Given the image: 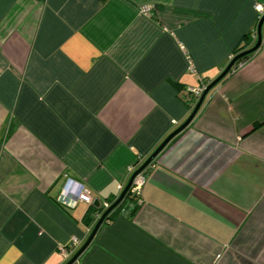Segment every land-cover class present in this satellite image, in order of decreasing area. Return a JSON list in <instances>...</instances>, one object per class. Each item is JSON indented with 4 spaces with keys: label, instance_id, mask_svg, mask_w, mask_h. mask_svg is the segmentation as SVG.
<instances>
[{
    "label": "crops",
    "instance_id": "1",
    "mask_svg": "<svg viewBox=\"0 0 264 264\" xmlns=\"http://www.w3.org/2000/svg\"><path fill=\"white\" fill-rule=\"evenodd\" d=\"M258 4L0 0V264L69 261L104 201L188 118L189 88L255 45ZM262 33L75 264H264ZM68 178L100 209L71 206Z\"/></svg>",
    "mask_w": 264,
    "mask_h": 264
},
{
    "label": "water",
    "instance_id": "2",
    "mask_svg": "<svg viewBox=\"0 0 264 264\" xmlns=\"http://www.w3.org/2000/svg\"><path fill=\"white\" fill-rule=\"evenodd\" d=\"M263 26H264V14L261 16L259 23H258V28H257L258 39H257L255 45L237 53L230 60L228 65L225 67V69L203 89L202 93L200 94V96L196 100L194 108H193L192 112L190 113V115L188 116V118L177 129H175L173 132H171L164 139V141L153 151V153L140 165V167L137 168L132 173L127 185L125 186V188L123 189V191L121 192L119 197L102 213V215L100 216L98 222L94 226L92 232L90 233V235L87 238V240L85 241V243L76 251V253L65 264H75V262L78 260L79 256L83 253V251L89 246V244L93 240V238H94L96 232L98 231L99 227L101 226V224L104 221H106V219L108 218L111 211H113V209H115L122 202V200L126 197V195L128 194V192L131 189V186L133 184V181H134V178L136 177V175L143 172L147 168V166H149L154 161V159L161 152V150L168 144V142L175 135H177L179 132H181L183 129H185L192 122V120L195 118L198 111L200 110V108H201L207 94L210 92V90L213 89L219 82H221L229 74V72L233 69L234 65L239 60H241L242 58H244V57H246L252 53H254L255 51H257L260 48V46L263 42V33H262ZM93 204L95 206L100 207L99 198H95L93 201Z\"/></svg>",
    "mask_w": 264,
    "mask_h": 264
},
{
    "label": "built area",
    "instance_id": "3",
    "mask_svg": "<svg viewBox=\"0 0 264 264\" xmlns=\"http://www.w3.org/2000/svg\"><path fill=\"white\" fill-rule=\"evenodd\" d=\"M257 8L261 13L264 14V6L261 4L257 5ZM143 13L149 15L151 11V6H144L141 10ZM206 87V84L202 87L196 88L191 87L189 88V93L199 97L202 93L203 89ZM134 168L131 167V171H133ZM145 183V175L143 172L136 175L134 178L133 184L131 186V192L136 195H141V191L143 188V185ZM122 189V188H121ZM62 193L71 199L69 202L71 206H75L77 202L79 201H85L89 204H92L94 201V196L92 195L89 188L85 187V185L77 180H74L73 178H68L66 183L62 187ZM111 205V202L104 201V204L102 206L103 212ZM102 214H98V216H101ZM81 241L78 237L74 236L71 238L69 244L65 247L61 248V252L65 257H69L72 253H74L80 246Z\"/></svg>",
    "mask_w": 264,
    "mask_h": 264
},
{
    "label": "trees",
    "instance_id": "4",
    "mask_svg": "<svg viewBox=\"0 0 264 264\" xmlns=\"http://www.w3.org/2000/svg\"><path fill=\"white\" fill-rule=\"evenodd\" d=\"M240 51H242V49H237V53H239ZM249 56V55H248ZM247 57V56H246ZM246 57H244V58H242L241 60H244ZM240 61V60H239ZM209 84V83H208ZM208 84H206V86L208 85ZM196 102V101H195ZM131 194H134V193H132L131 192V190L128 192V194L127 195H131ZM134 196H136V197H139L140 195H136V194H134ZM116 199H114V200H112L111 201V203L112 202H114ZM99 209H100V207H99Z\"/></svg>",
    "mask_w": 264,
    "mask_h": 264
},
{
    "label": "rangeland",
    "instance_id": "5",
    "mask_svg": "<svg viewBox=\"0 0 264 264\" xmlns=\"http://www.w3.org/2000/svg\"><path fill=\"white\" fill-rule=\"evenodd\" d=\"M74 179V178H73ZM75 180V179H74Z\"/></svg>",
    "mask_w": 264,
    "mask_h": 264
}]
</instances>
